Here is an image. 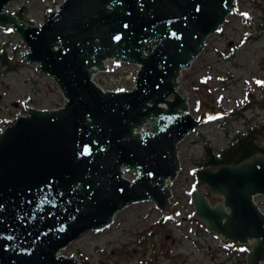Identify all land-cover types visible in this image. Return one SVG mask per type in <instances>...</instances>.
Returning <instances> with one entry per match:
<instances>
[{"label": "water", "instance_id": "95a60500", "mask_svg": "<svg viewBox=\"0 0 264 264\" xmlns=\"http://www.w3.org/2000/svg\"><path fill=\"white\" fill-rule=\"evenodd\" d=\"M10 1L0 0V27L20 35L22 61L50 75L65 102L28 107L0 132V264H82L60 250L119 210L149 200L172 211L177 144L201 116L228 113L200 96L195 119L177 90L182 70L235 0H63L38 26L7 11ZM108 59L139 66L132 89L103 90L91 78ZM195 175L224 201L192 189L193 216L226 240L252 242L245 264H264V211L253 201L264 196V154Z\"/></svg>", "mask_w": 264, "mask_h": 264}, {"label": "rangeland", "instance_id": "374dc122", "mask_svg": "<svg viewBox=\"0 0 264 264\" xmlns=\"http://www.w3.org/2000/svg\"><path fill=\"white\" fill-rule=\"evenodd\" d=\"M62 1L11 0L6 10L18 20L38 26ZM15 11L21 13V19ZM0 49L12 61H19L15 70L0 69V132L26 114L28 107L54 109L63 105L65 97L55 80L37 71L36 63L22 61L26 46L10 25L0 27ZM108 62L110 66L96 74L95 82L103 90L131 89L138 65ZM182 75L183 84L177 90L186 92L188 109L195 119L200 116V96L211 98L228 113L212 119L201 116V123L177 144L179 170L170 185V204H175L172 211H161L149 200L130 204L115 213L109 226L85 231L60 254L75 256L86 264H211L212 260L235 264V247L226 251L222 245L227 240L207 231L193 216L190 191L197 189L212 205L224 201L205 184L195 185L205 141L219 151L226 147L234 129L256 126L264 131V0H235L224 23L206 38L191 68L182 70ZM260 140L264 146V135ZM123 176L134 177L131 170H125ZM253 200L264 210L263 195L257 194ZM251 244L234 243L247 250Z\"/></svg>", "mask_w": 264, "mask_h": 264}, {"label": "trees", "instance_id": "16d2710c", "mask_svg": "<svg viewBox=\"0 0 264 264\" xmlns=\"http://www.w3.org/2000/svg\"><path fill=\"white\" fill-rule=\"evenodd\" d=\"M258 6H259V2ZM19 19L22 15L19 11L14 12ZM224 58L230 59V55H223ZM19 66V61H12L8 57L4 49H0V69L4 70H15ZM12 123V122H11ZM227 137L229 133L226 132ZM264 135V131L257 128L256 126H247L244 130H233L230 134L229 142L223 149L216 151L212 148L209 142L205 141L203 144V158L198 163V169L212 168L215 169L220 165H236L244 160L250 159L257 153L264 154V146L261 145L260 137ZM199 184L196 180L195 185ZM168 217V215H163ZM225 245L222 247L228 251L229 247H235L236 253L238 254L235 264H245V256L248 250L245 249L244 245H234L232 242H224ZM82 264H86L84 260H80ZM227 261L218 263L212 260L211 264H227Z\"/></svg>", "mask_w": 264, "mask_h": 264}, {"label": "built area", "instance_id": "2783aa9c", "mask_svg": "<svg viewBox=\"0 0 264 264\" xmlns=\"http://www.w3.org/2000/svg\"><path fill=\"white\" fill-rule=\"evenodd\" d=\"M98 72H100V71H98ZM98 72H95V73H93L92 74V79L95 81V76H96V74L98 73ZM253 199H254V196H253ZM255 202V201H254ZM261 210V209H260ZM262 212L264 211V210H261Z\"/></svg>", "mask_w": 264, "mask_h": 264}, {"label": "bare ground", "instance_id": "6f19581e", "mask_svg": "<svg viewBox=\"0 0 264 264\" xmlns=\"http://www.w3.org/2000/svg\"><path fill=\"white\" fill-rule=\"evenodd\" d=\"M160 105L163 106V105H165V103H161ZM122 176H123V175H122ZM123 177H124V176H123ZM210 203H211V202H210ZM114 218H115V215L113 216V219H114Z\"/></svg>", "mask_w": 264, "mask_h": 264}, {"label": "snow or ice", "instance_id": "6c2138e0", "mask_svg": "<svg viewBox=\"0 0 264 264\" xmlns=\"http://www.w3.org/2000/svg\"><path fill=\"white\" fill-rule=\"evenodd\" d=\"M244 15H247L246 13H244ZM10 31V30H9ZM259 83V82H258Z\"/></svg>", "mask_w": 264, "mask_h": 264}]
</instances>
